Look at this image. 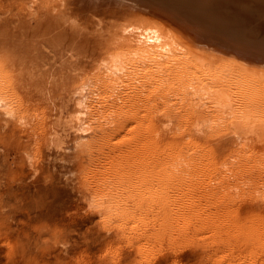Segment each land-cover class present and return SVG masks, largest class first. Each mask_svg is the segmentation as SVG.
Segmentation results:
<instances>
[{
    "label": "rangeland",
    "instance_id": "374dc122",
    "mask_svg": "<svg viewBox=\"0 0 264 264\" xmlns=\"http://www.w3.org/2000/svg\"><path fill=\"white\" fill-rule=\"evenodd\" d=\"M59 1L0 0V264H264V79L112 78L92 44L140 30Z\"/></svg>",
    "mask_w": 264,
    "mask_h": 264
},
{
    "label": "bare ground",
    "instance_id": "6f19581e",
    "mask_svg": "<svg viewBox=\"0 0 264 264\" xmlns=\"http://www.w3.org/2000/svg\"><path fill=\"white\" fill-rule=\"evenodd\" d=\"M90 1L60 0L55 7L64 3L67 9L74 8L80 13L93 11L94 15H99L111 12L110 17L115 18L123 15L127 18L126 23L132 24L127 27L140 30L129 37L128 44H104L92 39L96 44H92L94 50L89 58H101L99 61L105 63L112 78H121L122 74L128 75L132 71L140 72L137 70H144L142 72L146 74L145 70H148L150 75L153 71L160 76L158 80L155 78L159 87L176 83L191 85L194 94L213 92V101L220 106L230 103L231 86L227 81L217 85L222 86L220 89H213L215 85H208L204 78L206 72L221 68L224 73L235 71L232 73L237 76L253 77L256 81L264 79V32H259L264 28V0H106L108 7L105 4L94 8L92 2L94 6L89 8ZM50 18L54 23V13ZM24 19L28 24L40 22L33 16L13 21ZM237 22L250 28L238 27ZM81 37L76 41L79 42ZM88 39L85 42L89 45L91 41Z\"/></svg>",
    "mask_w": 264,
    "mask_h": 264
}]
</instances>
